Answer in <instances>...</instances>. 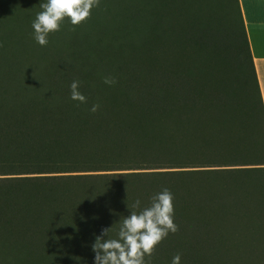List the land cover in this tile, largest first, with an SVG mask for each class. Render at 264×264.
<instances>
[{
    "label": "trees",
    "instance_id": "16d2710c",
    "mask_svg": "<svg viewBox=\"0 0 264 264\" xmlns=\"http://www.w3.org/2000/svg\"><path fill=\"white\" fill-rule=\"evenodd\" d=\"M41 2L0 0V264H94L96 236L164 189L178 230L147 264H264V100L240 1L100 0L43 47Z\"/></svg>",
    "mask_w": 264,
    "mask_h": 264
},
{
    "label": "clouds",
    "instance_id": "9594fccd",
    "mask_svg": "<svg viewBox=\"0 0 264 264\" xmlns=\"http://www.w3.org/2000/svg\"><path fill=\"white\" fill-rule=\"evenodd\" d=\"M100 0H42V11L32 21L33 38L40 46H47L50 33L59 31L65 19L73 26H78L90 17L91 10L99 6ZM105 84L114 81L105 79ZM80 82L74 80L70 85V98L81 104L87 103V97L79 90ZM100 106L93 104L90 111L96 112ZM173 195L168 189L151 197V204L139 212L141 207L136 199L130 206V215L118 223L115 238L109 237L110 229L102 230L92 244L95 253L94 264H147L145 257H150L157 246L168 234L176 233L174 223ZM107 237L104 239L103 237ZM171 264H181L180 255L172 258Z\"/></svg>",
    "mask_w": 264,
    "mask_h": 264
},
{
    "label": "crops",
    "instance_id": "0c3cea01",
    "mask_svg": "<svg viewBox=\"0 0 264 264\" xmlns=\"http://www.w3.org/2000/svg\"><path fill=\"white\" fill-rule=\"evenodd\" d=\"M264 100V0H239Z\"/></svg>",
    "mask_w": 264,
    "mask_h": 264
}]
</instances>
